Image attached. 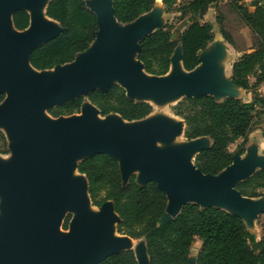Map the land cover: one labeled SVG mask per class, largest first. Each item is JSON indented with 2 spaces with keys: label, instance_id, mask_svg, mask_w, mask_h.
<instances>
[{
  "label": "water",
  "instance_id": "1",
  "mask_svg": "<svg viewBox=\"0 0 264 264\" xmlns=\"http://www.w3.org/2000/svg\"><path fill=\"white\" fill-rule=\"evenodd\" d=\"M37 1L0 0V93L5 94L0 103V131L12 150L11 163L0 162V264H80L87 259L99 264L123 250H133L138 264H149L143 238L141 247L133 248L128 241L132 238L110 236L109 225L117 233L118 222L112 202L99 208L91 203L87 180L77 171V164L96 153H107L118 161L124 184L134 170H139L141 182L134 174L138 184L152 180L166 193L168 203L162 223L173 218L184 203L195 202L237 214L253 234L246 215L253 217L264 212V203L258 205L235 187L264 167V154L235 155L232 164L217 175L203 174L195 167L194 158L210 147L212 140L208 136L185 139V123L175 115L180 123L174 125L163 120L145 121L152 113L135 121H126L118 114L102 117L87 100L80 114L60 116L53 122L41 115L43 109L78 96L86 98L91 91L107 90L112 84L125 89L129 98L152 106L150 101L134 97L210 95L217 102L228 97L242 100L246 90L233 84L226 72L231 54L220 31L218 39L214 33L213 41L200 53V63L193 70L183 68L182 47L178 44L168 72L151 75L136 59L138 43L166 24L164 17L154 15L152 8L135 21L122 24L114 16L112 0H86V6L96 15L95 39L73 62L38 71L30 65L31 51L57 37L63 28L46 15L51 0L40 8L41 15L29 13L28 9L39 10L34 8ZM19 9L29 15V25L24 30H17L13 24V13ZM44 17L55 25L44 21ZM208 50H215L214 56L204 60L202 55ZM221 66L226 74L221 72ZM53 69L55 72H50ZM224 80L226 89L222 90L218 83ZM3 126L8 127L11 138ZM175 134L187 141L184 147L166 153L153 145L155 141H170ZM10 140L17 142L11 146ZM71 155L84 157L73 163ZM72 170L82 182L71 179ZM67 206L75 215L69 213L68 228L59 233L57 228H62ZM91 208L99 209V213H91ZM188 264H197L196 256L191 260V253Z\"/></svg>",
  "mask_w": 264,
  "mask_h": 264
},
{
  "label": "trees",
  "instance_id": "2",
  "mask_svg": "<svg viewBox=\"0 0 264 264\" xmlns=\"http://www.w3.org/2000/svg\"><path fill=\"white\" fill-rule=\"evenodd\" d=\"M86 0H51L46 15L56 20L63 31L55 38L36 47L30 53V65L38 70H49L75 60L95 39L96 15L86 6ZM114 16L119 23L129 24L149 12L155 0H112ZM177 0H162L173 6ZM220 0H189L178 7L182 17L188 16V25L176 38H172V24L166 23L138 43L136 59L151 75H165L170 58L178 44L182 47L181 62L187 71L200 63V53L214 39L213 24L204 21L208 9ZM225 0L234 18L248 28L250 40L238 43L232 30L226 27L225 13L218 8L216 22L231 54L226 72L236 86L251 92V99L243 101L232 97L217 102L210 95L183 97L171 105L173 115L185 123L187 140L208 136L210 147L202 149L194 158L195 167L203 174L217 175L232 164L235 155L245 153V144L256 124L264 115V0ZM252 7L253 10H249ZM89 19L81 34L71 23L77 9ZM17 30L29 25V15L19 9L13 13ZM75 35V38L73 37ZM238 36L240 34H237ZM5 94L0 93V103ZM99 110L100 116L118 114L126 121L146 118L153 106L145 101L129 98L118 84L107 90L95 89L85 98L78 96L55 106L49 111L54 117L70 116L80 112L84 101ZM234 151L230 145L239 142ZM9 146L0 131V154L7 155ZM77 171L87 180L88 194L93 206L99 208L111 201L118 216L116 231L132 239L143 238L149 264H188L191 248L199 241L197 264H264V217L260 218L261 238L257 240L237 214L216 206H201L195 202L184 203L177 214L162 223L168 198L157 184L149 180L138 184L133 174L124 184L118 161L107 153H96L77 164ZM241 195L264 198V167L236 185ZM71 215L64 218L62 229L68 228ZM255 245L260 248L256 252ZM99 264H138L133 250H123L103 259Z\"/></svg>",
  "mask_w": 264,
  "mask_h": 264
},
{
  "label": "rangeland",
  "instance_id": "3",
  "mask_svg": "<svg viewBox=\"0 0 264 264\" xmlns=\"http://www.w3.org/2000/svg\"><path fill=\"white\" fill-rule=\"evenodd\" d=\"M48 0H38L37 3L34 5V8L40 9L43 8L45 3ZM189 0H177L176 3L173 6H165L162 3V0H155V4L153 7V12L154 15L158 16V17H164V19L166 20L167 23H171L172 24V38H176L180 32L186 28V26L188 25V16L182 17L180 15V13L177 11L178 7L183 5V3L187 2ZM92 1L89 2V5H91ZM225 0H220L218 1L217 5H215V3H213L211 5V7L208 9L206 15L204 16V21H209L213 24V31L218 39L219 37V25L216 22V16L218 14V8L220 7V9L225 13V20H226V27L230 30H232V32L234 33V36H236V40L238 43L242 42V39L246 38L247 40H250V32L248 30L247 27H245L242 23H240L237 19L234 18V14L226 7V5L224 4ZM245 5H248V0L244 1ZM218 7V8H217ZM249 10H253L252 7H248ZM77 9V8H76ZM71 23L72 25H74L77 29L76 34H81L84 30L87 29L88 25H89V19L88 17H86L83 13H81L78 9L75 10L72 13L71 16ZM237 34H240L239 36ZM75 38V35L73 36ZM225 50V49H224ZM209 51V50H208ZM205 51L204 54L202 55L203 59H207L210 58L212 56H214V51ZM226 51V50H225ZM227 52V51H226ZM80 58L82 56H79ZM131 58L134 60V55L131 54ZM50 72H55V69L51 70ZM221 72H225V68L223 69L221 66ZM225 81H219L220 83L219 86L222 88V90H225L226 88H224V84ZM234 88H238L234 85H232ZM242 91V89H241ZM223 93H226L223 91ZM135 96V95H134ZM251 96V94H250ZM245 97V96H244ZM134 98H140V99H144L147 101H150L153 104V112L152 114L145 119V121H154V120H163L168 122L171 125L174 124H178L179 119H177L170 111V106L177 103L178 101H180L182 99V97H177V98H172V99H157L151 96H138L136 95ZM55 107V106H54ZM54 107H49L46 109H43L41 115L42 117L47 120V121H55L58 118H53L50 116L49 111L54 108ZM80 114V113H78ZM111 118H113V116H110ZM99 119V117L97 118ZM131 126H136L137 124H130ZM16 140H10V144L11 146L16 143ZM187 141H185V139L179 134H175L170 141H155L153 143V145L155 146V148L159 151L162 152H166V153H170L172 151H175L177 149H180L182 147L185 146ZM240 143L237 142L235 144L230 145V150L234 151L236 149L237 144ZM255 144L258 148H252L251 145ZM255 146V147H256ZM246 147V152H245V157H251L252 155L256 156L257 154H264V115L261 116V118L259 119L258 123L255 126V129L253 130V132L249 135L248 140L245 144ZM84 155H71L70 156V160L73 163H76L77 161H79L81 158H83ZM243 157V156H242ZM240 157H237L236 159H239ZM262 161L264 162V155L261 156ZM12 161V150L10 149V153L7 155H1L0 156V162L7 165L10 164ZM76 172H73V175H71V179L75 180V181H79L82 182V178L78 175L75 174ZM132 173H134L137 176V180L141 182V179L139 178V170H134ZM74 176V177H73ZM2 199H3V195H0V216H3V212L1 210V203H2ZM256 203L258 205H261L262 203H264V198L263 197H259V198H253ZM91 213L93 214H98L99 213V209L96 208H91L89 210ZM71 214L72 217L75 215V211L72 209L71 206H67L65 208V216L67 214ZM64 216V217H65ZM247 219H248V224L250 225V227L252 228L253 231V235H255L257 240H260L261 238V228L259 225V220L260 218L262 219L264 217V212L260 213L257 216H249L246 215ZM64 221V219L62 220V222ZM60 230H62L61 225H60ZM114 236H121L117 233L114 234ZM129 243L132 244V247H141V245L143 244L142 239H132L131 241L128 240ZM199 241L196 240V242L194 243V245L191 248V260H194V257L197 255V252L199 250ZM260 246L259 245H255L254 249L256 250V252L259 250ZM80 264H91V261L89 259L85 260L84 262L80 263Z\"/></svg>",
  "mask_w": 264,
  "mask_h": 264
},
{
  "label": "bare ground",
  "instance_id": "4",
  "mask_svg": "<svg viewBox=\"0 0 264 264\" xmlns=\"http://www.w3.org/2000/svg\"><path fill=\"white\" fill-rule=\"evenodd\" d=\"M29 13L34 16V14H39L41 15L43 13V10L42 9H39V10H34V9H28ZM44 21L50 23L51 25H55V23L53 21H51L50 19H48L47 17H44L43 19ZM118 81V80H117ZM117 119H119L117 117ZM118 121V120H117ZM120 121V120H119ZM2 130L5 132V134L7 135V137H10V133H9V129L7 126H3ZM179 135V134H178ZM11 138V137H10ZM12 141V140H11ZM73 172H75L74 170H72L70 172V174H73ZM74 177V176H73ZM85 203H86V206L89 207V199H88V196L86 195L85 193ZM89 209V208H87ZM109 230H110V236L112 237L115 233H114V230H113V225H109ZM57 231L60 233L62 232L59 228H57ZM138 247V246H137Z\"/></svg>",
  "mask_w": 264,
  "mask_h": 264
},
{
  "label": "crops",
  "instance_id": "5",
  "mask_svg": "<svg viewBox=\"0 0 264 264\" xmlns=\"http://www.w3.org/2000/svg\"><path fill=\"white\" fill-rule=\"evenodd\" d=\"M219 35V34H218ZM250 91H245V97L242 98L243 101H249L251 99Z\"/></svg>",
  "mask_w": 264,
  "mask_h": 264
}]
</instances>
